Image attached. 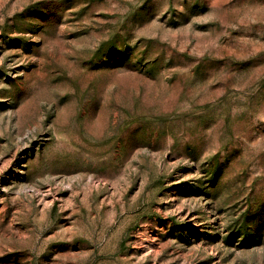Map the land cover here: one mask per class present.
Returning a JSON list of instances; mask_svg holds the SVG:
<instances>
[{"label": "rangeland", "instance_id": "374dc122", "mask_svg": "<svg viewBox=\"0 0 264 264\" xmlns=\"http://www.w3.org/2000/svg\"><path fill=\"white\" fill-rule=\"evenodd\" d=\"M0 264H264V0H0Z\"/></svg>", "mask_w": 264, "mask_h": 264}]
</instances>
